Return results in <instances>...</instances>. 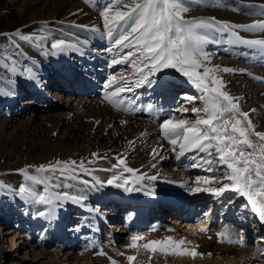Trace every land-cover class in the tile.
Returning <instances> with one entry per match:
<instances>
[{
    "label": "snow or ice",
    "instance_id": "6c2138e0",
    "mask_svg": "<svg viewBox=\"0 0 264 264\" xmlns=\"http://www.w3.org/2000/svg\"><path fill=\"white\" fill-rule=\"evenodd\" d=\"M86 2L93 3V0ZM192 3L198 6L224 7L222 0H108L100 11L103 31L97 27H80L98 33L108 42L109 47L104 51L111 54L110 67L127 65L131 69L130 74L123 71L110 73L103 85V99L114 108L125 112L135 110V107H142L149 113L154 110L162 111V108L155 109L151 103L137 106L135 95L129 99L123 94L133 93L139 88H156L161 96L167 97L171 94L174 79L166 70H174L199 91L200 95L197 97L187 93L175 95L174 106L168 110L166 118L160 124L161 135L172 146L178 160L189 152L202 154L194 155L191 158L193 163L188 166L201 168L212 174L197 177L187 185V191L190 194H209L217 199L225 197L226 192L237 193L247 199L251 211L264 222V132L256 131L250 114L241 109L240 97L230 94L226 90V82L218 75L220 72L234 73L238 70L212 66V55L207 50L208 45L246 47L250 55L264 58V39H247L240 34L264 33V19L244 25L216 17L186 19ZM247 6L258 7L261 10L259 13L250 14L264 17V3ZM9 38L13 44L14 38L29 42L45 39L24 35L19 30ZM87 46L88 39H77L75 42L58 39L51 43L50 48L53 50L52 55H84ZM17 64L15 58L0 56V66L14 75L18 73ZM19 74L32 81L38 80L37 73L31 67ZM12 95V90L0 88V96ZM197 99L201 101V106L189 107ZM188 112L195 114L193 119L185 118L184 114ZM177 113L180 115L177 116ZM159 154L153 149V158ZM93 156L100 158L96 153ZM117 160L118 163L113 167L120 169V172L108 179L107 185L133 192L142 190L146 179L157 180V176L137 175V170L128 167L122 155ZM152 166L155 167L154 164ZM30 167L33 166L19 170L27 183L18 189L9 190L26 202L42 206L35 212L37 217L51 220L56 216L58 208L63 207L66 202L83 206L87 199L85 193L49 190V185L53 188L71 187L56 181L76 180L81 173L90 175L92 170L85 166L84 161L56 160L54 163L35 166L34 174L29 171ZM83 183L92 188L103 187L105 184L98 180L91 185L89 181ZM33 185H42L43 191L37 190ZM3 188L7 186L0 184V189ZM146 194L154 196L155 192L148 189ZM225 199L231 202L230 199ZM200 231L208 232L210 229L203 227ZM217 236L221 242H234L228 229L221 230ZM235 242L242 244L243 240L241 238ZM189 243L172 237L146 240L144 234L137 233L131 236L127 247L138 253H149L150 261L157 255L192 259L201 257L203 254L197 251L198 246L189 247ZM97 254L107 255L103 250ZM119 255L123 256L124 253ZM108 259L110 264H118L117 260L111 257ZM126 261L127 264H138L135 255L126 256Z\"/></svg>",
    "mask_w": 264,
    "mask_h": 264
},
{
    "label": "rangeland",
    "instance_id": "374dc122",
    "mask_svg": "<svg viewBox=\"0 0 264 264\" xmlns=\"http://www.w3.org/2000/svg\"><path fill=\"white\" fill-rule=\"evenodd\" d=\"M10 1L12 0H0V56H10L12 58H15L18 62L17 66L21 63L24 64L26 60H28L27 55L24 51L29 46H32L34 49L44 51V46L48 41L51 40L52 43L55 40L62 39L63 34L69 33L70 27L66 26L67 23H71L69 19L58 21L59 23L57 27L53 28L46 21L41 20V18L40 19L36 18V16H34L33 13L31 12L28 13L26 9L21 5V3L11 5ZM77 1L83 4L85 7H87L86 0H77ZM192 18L195 17H193V14L191 12H188V15H186V19H192ZM196 18H200V17H196ZM28 21L30 22L26 23ZM62 21L64 23H61ZM18 30L21 31L24 35H28L32 37H45V39H43L42 41L36 40L34 41L36 45H33L34 43L32 42L20 40L19 38H14L15 44H13L12 40L9 37L11 36L12 33ZM105 48H107V46L103 47L100 52L101 56L106 58L105 64L103 65L95 64L94 67H92L91 65L90 67H92L94 71L91 72V74L81 71L82 66L80 65L77 66L75 64L74 66L75 75L76 74L80 75L79 77L81 79L83 74L88 76L87 78H85L86 79L85 83L87 82L91 83L93 82L92 80H95V82L92 83L93 86L91 90L85 92V95H82L81 97L72 96L71 94H73L72 93L73 88H71L70 85H69L70 87L69 91L67 93L62 92V89L59 92H57L58 90H52V92L48 90V92H50L49 95L48 96L45 95V98L49 100V102H52L55 99L54 94L59 93V97L61 96V100L59 99L61 107L58 110L57 115L59 114L60 116L61 114L62 115L64 114L65 117H68V119L65 118L63 124L61 125V127L57 128L56 132L53 130L52 124L50 123V125H47V129L45 133H43L41 130L39 131V129L38 132L34 133L33 130L38 128L37 125L43 123L42 119H37L35 122H33L32 125L27 124L26 120H28L32 116L34 111L37 110V108L35 107L37 106L39 107L43 105V103L41 102L39 103L35 99V97L30 95H25L23 97L20 96L19 98H17L18 102L14 108L9 106L7 103L0 104V126L6 125L5 127L2 128L0 127V184L7 186V188L0 189V238L2 239V241L0 242V264H60V263L62 264L63 262H67V261L69 264H84V262L82 261L76 263L73 259L67 260V257L70 256V252H73L72 257L75 258L76 257V255H74L75 253L78 255L85 254L88 251L90 252V250L95 247H98L100 251L103 250V252H105L107 255L106 256L99 255V257H96L95 255H90L89 256L90 259L87 260L85 264H106V263L110 264L108 258L112 257L113 253H116V255L125 251L133 253L134 249L128 248L127 246L129 244L127 245V242L129 240L131 241V236L137 233H141L144 235L149 234L150 236H152V238H150L151 240H162L168 237H172L174 240L177 241L180 239H184L187 242H190L188 244L189 247L193 245H197L198 246L197 251L203 254L201 257H197L196 259H192L190 257H181V256H175V257L161 256V255L155 256V258H161L160 262L180 264L181 261H179V259H183V260L191 259L194 262L193 264L197 262L201 264H231L230 262L232 261L233 255H230V253L223 252L222 250H221L222 252L218 253L216 251L218 245L225 246V244L228 245L230 244L229 246L231 247L235 248L237 246H240L241 249H243L242 247L244 246L242 244L240 245L236 243L235 238L232 239L234 241L232 243H229L227 241L221 242L217 236V233L221 231V229H219L220 222L222 220H225V222L223 221L226 224L225 227L229 226L230 228H232L230 232H232L233 230L237 231L236 233L235 231H233V233L239 236L240 234L239 231L241 230V227L238 225L236 226L238 220L231 219L237 216L238 217L245 216V218L248 219L249 223L247 227L250 230L249 233L251 232V236L249 240L252 244V245H248V247L249 248L257 247L258 243L254 244L256 242L255 239L259 235L264 236V222H261L257 214L251 211V205L248 204V201L245 197H241V199L237 203H235L234 201H236L238 197L234 198L236 194L234 192H227V195L220 199L214 198L209 194H205V199L203 201V204L199 205L195 209L196 210V212L194 211L195 215L198 211L201 212L202 214L197 218L195 217L196 219L193 218V221L188 222L189 223L188 225L189 227H192L194 229L197 228L198 232L200 231L202 226L201 224L203 223L206 224V228L210 229V231L206 232L207 235H205L206 238L203 241L204 245L200 242L197 243L196 240L190 238L188 234L189 227L188 226L185 228L183 227L186 225V223L183 218H179L181 215L175 217L180 219L179 221L180 223H182L181 226L178 224L177 226L173 224V222L175 221L173 220V215L170 212L164 211L168 207L162 204L161 207L163 208L164 211V212L160 211L162 215L156 216L157 214L155 215V213L153 214V212H151V216H150L151 218L145 221L144 226L138 225V221L136 220L131 225L126 224L125 221L127 220V216L130 212L135 214L138 213L137 211L138 209L134 208L132 204L130 205V207L120 210V213L123 216V220H118L119 223L115 221V224H112L111 222L110 225H102L100 229L94 228L93 225L94 222L91 219L92 217L91 213L82 212V211L80 212L78 211V209L71 207V203L69 202L65 203L63 207L58 208L55 216L56 218L53 217V219L55 220L52 224L53 225L52 227L49 226V222L47 221L42 222L41 220H39L38 223L33 222L32 220L33 218L41 219V217H37L35 215V212L37 211V209L41 208L42 206H36L34 204L26 202L25 200L21 199L19 196H16L13 191L9 190V189H18L22 184L27 183V181L22 176L19 170L29 166H33L29 168V171L34 174L33 168L35 166L46 165L50 162L54 163L53 161L56 160L68 161L76 158L75 161L77 162L84 161L86 167L95 166V167H100L102 169H103L102 165H105V167L107 166V169L111 167V169L110 168L108 169L109 170L108 179H110L114 174H119L120 169H116L113 166L118 163L117 157L122 155L123 158H125L126 160L127 166L137 170L138 175L143 174L146 176H157L156 181H149L146 179L144 182H148L147 184H156L155 187H158L160 186L158 182H160L159 180L161 178L163 179L164 182H168V183L170 181H166V179L169 180V178H174L173 181L174 184L176 186H180L178 185L179 183L177 184L176 182H180L177 178L179 177V175L177 174H179L182 167H180V169L177 170L178 166H175L174 164L167 165L162 163L163 161L162 158H164L165 152L160 153L159 156L153 158L152 155L153 149L158 150L157 145L152 147L151 146L144 147L142 150L141 142L142 140H146V137H128L130 135L129 133L130 125H128L126 129L123 128V135L119 137L118 140L116 141V139L113 140L114 137L111 136L102 137V136L104 132L112 135L113 131L116 128H119L120 125L122 124L121 119L116 123H113L111 128H108L105 126L106 118L104 117L102 118L103 115H101L103 111L102 108L99 109L91 108V110L79 109L78 114H80V118H78L76 117L77 116L76 111H78V109L77 110L75 108L67 109L65 107V104L70 97L71 98L77 97L78 99L87 100L88 102H98L99 104L97 105L101 107L102 106L108 107L109 110L111 111V114H114L116 112L118 115L122 116L121 117L122 119L125 118H128L130 120L137 119L155 126L156 128L155 130L157 131L154 135L155 136L154 138L158 140H160V138L161 140L164 139L161 135L160 124L161 121L166 118L165 116L167 115L168 111L163 112L162 117L165 118L154 123L152 122L149 116H144V115L136 116L135 114L130 113L136 110H143V112L146 113L147 110L143 109L142 107H135V110L125 112L114 108L106 100L103 99V95L105 91L103 85L105 84L108 75L110 73L118 72V71L126 72V70L129 69L128 66L118 67V65H115L110 67L109 62H110L111 54L109 55L108 53H106V51H104ZM207 50L211 52L210 49ZM46 51L49 54H51L50 50H46ZM52 56L60 59L63 58L61 57V54L60 55L57 54L55 56L52 55ZM89 58L91 59L92 57L89 56ZM78 62H80V60H78ZM237 62L239 64H242L245 61L243 62L241 60H237ZM259 70H261V73L264 74L263 69H259ZM52 72L53 71H50L49 73ZM242 78H247V77L246 75H244L242 76ZM17 79L18 78L16 74L14 75L11 72H9L7 69L0 66V88H3L6 91L11 90V85ZM62 79H64V76L59 75L57 82L59 81L60 83ZM254 80L257 81V83L258 81H260L259 77H257ZM73 82H75V79L73 80ZM185 82L186 84L179 82L177 86L178 87L185 86L186 89H188L186 90V92L188 91L194 92L196 88L193 85H191V83L188 82L186 78H185ZM59 83L57 85H60ZM26 84L24 86L26 92L25 94L32 93L30 90H28L30 89L28 84L27 85ZM75 85L77 86L78 84L72 83V86ZM261 87H263V85L256 86L254 90L256 91L257 88H261ZM178 91L173 95L175 96L178 95L179 93L185 92V90L182 91L178 90ZM43 92L44 91H42V89L40 88V91L37 92L36 94L38 95L39 93H43ZM87 93L89 95H87ZM148 94L149 93L147 94L145 93V95H143L142 97L139 94L138 95L133 94L136 97L135 105L146 106L147 104L151 103L154 106H159L160 104H157L158 102H155L157 98L160 100L159 102L161 103L166 102V100H164L163 97L160 98L158 95L157 97L155 96L156 98H154V100H152V98L148 97L150 95ZM123 95L125 96L127 95L126 97H128L129 99L132 98V96H129L128 94H123ZM188 95H192V94H188ZM3 97H7V96H3ZM238 97H240V95H238ZM261 99H264V94L252 96L249 99V101L245 103L244 105L245 109L242 111L248 112L250 115L251 113L253 114V112H256V114H258V111L260 112V105L262 104ZM30 100H33L35 104H37V106L24 105ZM75 102H73V105ZM193 106H201V104L192 103L189 107H193ZM30 107H32V110H29ZM42 107H40L39 109H42ZM261 109H263L262 111H264V105H261ZM48 115H49L48 113H39V116H41L42 118L48 117ZM97 115L98 117H100V121L98 124H94V121L97 119L96 118ZM194 115L191 114L189 116H185V115L184 116L185 118L193 119ZM52 120L51 122H55V123L59 122L58 118H53ZM256 131L264 132L263 122L260 123L259 125H256ZM69 133L74 137H71ZM107 137L111 138V140H109ZM164 140H162L161 142L167 145L169 149L170 148L172 149V146L166 140L165 141ZM93 153L98 154L100 158L97 159L96 157H94ZM194 155H198V154L196 153ZM78 157L79 159H77ZM176 159L177 158L175 153V155L171 159V162L174 163ZM89 161L92 162L89 163ZM153 164L155 165V167L152 166ZM204 172H205L204 170L198 171L192 176L193 177L192 180L194 181V179H196L197 177H206L212 175L211 173L208 172L204 173ZM125 175H131V174L125 173ZM176 175L177 177H175ZM83 181H89V184H94L95 178L92 177L91 174L89 175V174L81 173L78 179L76 180L56 181V183H61L63 185H71L70 190L67 191V188L70 187L53 188L51 185H49V190L52 189L54 191H60V192L67 191L72 194H76L82 191L81 189L83 188L85 191L91 190L90 191L91 194H94L92 188L86 186L83 183ZM106 181L101 189L102 192L100 193H102L103 195L110 196L112 194L110 193V187L112 186L107 185ZM176 186L168 187V188L176 191H183L182 188L179 189ZM33 187L39 191H43L42 185H33ZM123 196L129 197L128 195H123ZM182 196H185L187 198L190 197L189 194H184V193L182 194ZM225 198L230 199L231 202L229 203L228 200ZM83 204L85 206L90 205L93 209H96L99 205L98 202L90 199V197H87V199L83 202ZM147 205L145 204V206ZM212 205H213L212 209L215 208V210L214 213L211 214V218L213 216L214 220L212 224H210L212 219L209 220L207 224L205 222L208 219V216H206L205 213H208V209L211 208ZM114 206L115 203L112 204L109 203V205L101 204L99 205L100 213L107 214L106 207H110L112 208L111 210H114L113 209ZM124 210L125 212L123 213ZM76 217L78 219H76ZM240 220H242V218H240L239 221ZM157 223L160 225L157 227H153L154 224ZM36 224L38 226H35ZM112 225H114L113 226L114 228H112ZM108 226L111 227V230L110 227L108 228ZM122 226H124L125 228L122 229ZM174 227L177 228L174 229ZM153 229L155 230L153 231ZM110 232L115 233L117 235L116 236L117 239L115 238V240H113ZM23 235H28V236L22 237ZM72 235L77 236L74 239V241L75 243H78V247L71 249V247L73 246L72 243H70L72 242L73 239ZM11 239L12 240L14 239L13 241L16 243V245L12 244ZM26 239H30V240L27 241ZM147 240H149V238ZM213 241L215 242L214 244L211 243ZM46 243H50V244H46ZM207 243H209L210 245H208ZM105 245H108L110 247L111 252L110 251L108 252L106 250ZM113 248L117 249V251H114ZM48 252L50 254L51 252L52 254L53 252H59L60 253L59 258L51 259L50 257L43 258L40 256L41 253H48ZM146 255L149 256V253H147ZM114 257L112 258L116 260V258ZM99 260L101 261V263ZM256 260H259V263L264 264L262 257L256 258ZM155 261H156L155 259H152L150 262L151 264H153Z\"/></svg>",
    "mask_w": 264,
    "mask_h": 264
},
{
    "label": "bare ground",
    "instance_id": "6f19581e",
    "mask_svg": "<svg viewBox=\"0 0 264 264\" xmlns=\"http://www.w3.org/2000/svg\"><path fill=\"white\" fill-rule=\"evenodd\" d=\"M10 3H11V5L21 3V5L26 9V11L28 13L29 12L33 13L34 16H36V18H38V19L41 18V20L46 21L53 28L57 27V25L59 23L58 21H61L64 19H69L71 21V23L66 24V26L70 27L69 33L63 34V36H62V39H65L68 42H75L77 39H79L81 41L88 39V46L85 49L84 55H80L78 53L61 54V57H63L62 59L55 58L51 54H47V55L44 54L45 52H47L46 50H50L51 52L53 51L50 48L51 40L45 44L44 51L43 50H37V49H34L32 46H29L24 51L27 55L28 60H26V62L24 64L21 63L17 66L18 67V73L16 74V76L18 79L16 81H14V83L11 85V90L14 92V95L7 96V97L0 96V104L7 103L12 108H14L17 105V102H18L17 98H19L20 96L23 97L25 95H30V96L35 97V99L39 103L40 102L43 103L44 106L42 105L43 107L42 106L38 107L37 104H35V102L33 100H30L26 104H24V105H31V106L35 105V106H37V107H35V108H37V110H35L33 114L31 113L32 116L28 120H26L27 124L32 125L33 122H35L37 119H42L43 123L37 125L38 128L33 130L34 133L38 132V129H39V131L41 130L43 133H45V131L47 129V125H50V123L52 124L53 130L56 132L57 128L61 127V125L63 124L65 118L68 119V117H65L64 114L63 115L61 114L60 116H59V114L57 115V112L61 107V105H60L61 96L59 97V93L54 94L55 99L52 102H49V100H47L45 98V95H47V96L49 95L50 92H48V90L51 92H52V90H58L57 92H59L62 89V92L67 93L69 91V88L71 87V88H73V91H72L73 94H71V95L81 97L82 95H85V92L91 90V88L93 86L92 83L95 82V80H92L93 82H91V83H89V82L85 83L86 82L85 78H87L88 76L83 74L82 79L79 77L80 75L76 74L77 75L76 76L74 66H75V64L77 66L80 65V66H82L81 71L91 74V72H94L92 67H94L95 64H101V65L105 64L106 58L102 57L100 52H101L103 47H105V46L109 47L108 42L105 39L101 38V36L98 33H93L89 30H86V28L91 29L92 27H97L103 31V20H102V17L100 16V11L103 8V6L108 3V0H93V3H87L88 8L85 7L83 4L79 3L77 0H12V1H10ZM222 3L224 5V7L198 6L197 4L192 3L190 6L189 12H191L193 14V17H195V18L196 17H216L219 20L228 21V22L233 23V24H242V25L253 23L254 21H256L258 19H264V17H261L259 15L250 14V13H259L261 10L258 7H248L247 6L249 4L259 5L261 3H264V0H243V2H241V0H222ZM186 15H188V13ZM29 22L30 21H28L26 23H29ZM80 26H86V28L80 27ZM240 34L247 39H264V33L241 32ZM32 43H34L33 45H36L35 42H32ZM93 47H96V48H93ZM208 49L211 50L210 53L212 55V61H211L212 66L230 67V68L238 70L234 73L220 72V73H218V75L226 82V90L228 92H230V94H232L233 96H236V97H238V95H240V105L242 104L241 105L242 110L245 109V106H244L245 103H247V101H249V99L252 96L264 94V74L261 73V70H259V69L264 70V58H261L260 56H257V55H250L249 50L246 47H235V48H233L231 46H226V45L222 44L219 46L208 45ZM106 53H108V52H106ZM108 54L110 55V53H108ZM58 55H60V54H58ZM89 56H91L92 58L90 59ZM77 59L80 60V62H78ZM237 60H241V61H243V62L245 61V62L242 64H239L237 62ZM33 62H35V63H33ZM91 65H92V67H90ZM121 66L123 67V66H127V65H118V67H121ZM27 67H31L33 69V71L35 73H37V76H38L37 81L29 80L26 78V76L19 74L20 72H23L24 69H26ZM50 71H53V72L49 73ZM166 71L168 72L169 76L174 79V86H175V87L173 86V88L171 90V94L168 95L167 97L161 96L159 93V90L156 88H152V89L139 88V89H135L133 93H125V94H128L129 96H132V97L134 96L133 94H135V95L139 94L142 97L143 95H145V93L146 94L149 93L150 95L148 94L149 96L148 95H146V96L152 98V100H154V98H156L157 95L160 98L163 97L164 100H166L165 103L159 102L160 100L158 98L155 100V102H158L157 104H160L159 106H155V109L162 108L163 110L162 111L154 110L152 113H149L148 111H146V113H144L143 110H136V111H134V112L132 111L130 113H133L136 116H143V115L149 116L150 119L152 120V122L156 123L157 121L166 117V116L162 117L163 112L168 111L170 109L169 107H172V105H173V99L172 98L174 96L173 94H175L178 90H180V91L185 90V92H183V93L192 94V95H194V97H197L200 95V93L197 89H195L194 92H189V91L186 92V90H188V89H186L185 86L178 87L177 84L179 82L186 84L185 78L179 77L178 74H176L174 70H166ZM126 72L128 74H130L131 70L128 69V70H126ZM59 75L64 76V79H62V81L60 83H59V81L57 82ZM244 75H246L247 78H242V76H244ZM77 77H79V78H77ZM255 77L256 78L259 77L260 81H258V83H257V81L254 80V79H256ZM74 79H75V82H73ZM91 79H93V78H91ZM41 82H43V83H41ZM26 83L30 87V89H28V90H30L32 93L25 94L26 92H25L24 86ZM58 83L60 85H57ZM72 83L78 84V85L72 86ZM69 85H70V87H69ZM255 85L256 86L263 85V87L257 88L255 91L254 90L256 88ZM40 88L44 92L39 93L37 95L36 93L40 91ZM87 95H89V94L87 93ZM261 101H262L261 105H264V99H261ZM73 102H75L74 103L75 107L73 105ZM193 103L194 104L195 103L201 104V101L199 99H197V100H194ZM97 104H99V103L98 102H88L87 100H81V99H78L77 97L76 98L70 97L69 100L66 102L65 107L67 109H70V108H72V109L75 108L76 110L78 109V111H76V114H77L76 117H78V118H80V114H78L79 109H86V110L90 109L91 110V108H97V109L102 108L103 111H102L101 115H103L102 118L103 117L106 118L105 126L108 128H111L113 123H116L117 121H119L121 119L122 124L120 125L119 128H116L113 131L112 135L104 132L103 136H102V137H106V136L114 137L113 140L116 139V141L118 140L119 137H121L123 135V128L126 129L127 126L130 125V127H129L130 135L128 137H146V140H142V142H141L142 150L144 147H149V146L152 147V146L157 145L158 146L157 151L159 153L165 152L164 158H162V160H163L162 163L167 164V165L174 164L175 166H178L177 170H179L180 167H182L179 174H177V175H179V177H177V175L175 176L180 181V182H176L177 184L179 183L178 185H180V186H176L174 184V182H173L174 178H169V180L166 179V181H170L169 183L164 182L163 179L161 178L160 180L158 179L160 181V182H158L160 184V186H158V187H155L156 184H147L148 182L143 181L144 187L140 191L125 192L121 189H117V188L112 186V187H110V193H112L110 196L103 195L102 193H100V192H102L101 191L102 187H99V186H97L95 188L91 187L94 194H91V192H90L91 190L85 191L82 188L81 189L82 191H80V192L85 193L87 195V197H90V199L98 202L99 205H101V204L109 205V203H111V204L115 203V206L113 207L114 210H111L112 208H110V207H106L107 214H104V213H100L99 205L96 209H93L90 205L85 206L83 204V206H81L79 204H73V203L69 202V203H71V207L78 209V211H80V212L82 211V212L91 213V215H92L91 219L94 222V224H93L94 228L100 229L102 225H110L111 222H112V224H115V221L118 222V220H123V216L121 215L120 210L126 209L127 207H130L131 204L134 206V208L138 209L137 210L138 213L135 214V213L130 212L127 216V220L126 221L124 220V221L126 222V224L131 225L136 220V221H138V225L144 226L145 221L147 219L151 218L150 217L151 212H153V214L155 213V215L157 214L156 216H161L162 214L160 211L163 212V208L161 207L162 206L161 203H163L165 205H166V203H169L168 205H166V207H168L170 213L173 215V220H175L173 222V224H175L176 226H177V224L181 226L182 223H180L179 218H183V217H189L190 218L191 215L193 214V212L194 211L196 212L195 209L199 205L203 204V201L205 199V193L190 194L187 191V185H189L193 182L192 176L195 173H197L198 171H203V169H201V168H192V167L188 166L191 163H193L191 158L196 153H193V152L186 153L184 156H181L179 160L176 159V161L173 163V162H171V159L175 155V153L172 151L171 148L169 149L167 145H165L164 143L161 142L164 139L161 140V138H160V140H161L160 141V140L154 138L155 137L154 135L157 131V130H155L156 129L155 126L150 125L147 122L137 120V119L136 120H133V119L130 120L128 118L122 119L121 118L122 116L118 115L116 112L114 114H111V111L109 110L108 107H106V106L101 107ZM261 105H260V112L258 111V114H256V112H253V114L251 113V115H250V118L253 120V123L255 125H259L262 122L264 123V114H263L264 111H262L263 109H261ZM71 106H73V107H71ZM40 107H42V109H39ZM29 110H32V107H30ZM39 113H48L49 115H48V117L42 118L41 116H39ZM96 114H97V112H96ZM177 114H179V113H177ZM191 114L194 115V113H192V112L185 113L184 115L189 116ZM179 115H177V116H179ZM53 118H58L59 122H56V123L51 122V120ZM96 118L97 119L94 121V124H98L100 121V117H98V115L96 116ZM5 126L6 125H1L0 127L2 128ZM70 136L74 137L71 134H70ZM108 139L111 140V138H108ZM198 155H202V154H198ZM77 159H79V157ZM73 160H76V158ZM53 162H55V161H53ZM102 166H103V169L100 167H95V166H88L87 167V168L92 170L91 175H92V177L95 178V181L98 180L101 182L102 181L105 182L109 178V173H108L109 170L108 169L109 168L111 169V167H109L107 169V166L106 167H105V165H102ZM204 173H206V171ZM173 186H176L179 189L182 188L183 191H176V190L168 188V187H173ZM70 189H71V187L67 188V191ZM148 189L153 190L155 192V195L153 196V195L146 194V191ZM183 193L189 194L190 197L187 198L185 196H182ZM123 195H128L129 197H124ZM226 195H227V192L225 193V196ZM237 197H238V199L236 201H234L235 203H237L241 199L242 196H240L239 194L236 193L234 198H237ZM145 204L146 205L148 204V205L145 206ZM232 204H233V202H232ZM36 206H40V205H36ZM212 208H213V205L211 206V208L208 209V213L206 215V216H208V219L206 220V222L204 221L205 223H207L211 219H212L211 222H213V220H214L213 216L211 218V214L214 213L215 208L214 209H212ZM124 212H125V210L123 211V213ZM178 215H181L183 217L180 216L179 218H175ZM76 219H78V218L76 217ZM231 219H234V217ZM32 220L35 223L36 222L38 223L39 220H41L42 222L47 221V222H49V226L52 227L53 226L52 224H53L55 219L52 218L51 220H46L44 218H41V219L33 218ZM223 221L225 222V220L221 221V223L219 224V229H222L226 225ZM246 223H247V220L243 217L242 220H240V224H243V227H241V230L239 231L240 232V234H239L240 237L238 236L239 239H241V238L246 239L247 234H249L250 230L245 225ZM159 225L160 224L157 223V224H154L153 227H157ZM201 225H202L201 228L206 227V224H204V223ZM35 226H38V225L36 224ZM113 226L114 225H112V228H114ZM187 226L189 227L188 224H186L183 227L185 228ZM109 227L110 226H108V228ZM226 227H229V226H226ZM123 228H125V227L122 226V229ZM176 228L177 227H174V229H176ZM224 229H226V228L224 227ZM230 229H232V228H230ZM110 230H111V227H110ZM71 231H73V230H71ZM110 233H111V237L113 238V240H115V238L117 239V237H116L117 235L115 233H113V232H110ZM188 234H189L191 239H194L197 241V243L200 242L202 244L206 238L205 235H207L206 232H201V231L198 232L197 228L194 229L192 227H189ZM215 234H216V232H215ZM231 234H232V239H234V237L237 236L233 232ZM74 235H72L73 239H72V242H70L73 245L71 247V249L78 247V243H75V241H74V239L77 236H74ZM26 236H28V235H23L22 237H26ZM145 237H146V240L148 238H149V240H151L150 238H152V236H150L149 234H146ZM215 238H213V239H215ZM13 240H12V244L16 245V243ZM26 240L28 241L30 239H26ZM1 241H2V239L0 238V242ZM130 242L131 241L129 240L127 242V245L130 244ZM141 243H143V242H141ZM211 243L214 244L215 242L213 241ZM257 243L258 244L264 243V236L259 235ZM46 244H50V243H46ZM207 244L210 245L209 243H207ZM258 244H257V247H252V248H249L248 245H245L244 247H242L243 249H241L240 246H237L235 248L231 247V246H229L230 244L229 245L225 244V246L218 245V247L216 248V251L218 253L223 251L226 253H230V255H233L232 261L230 262L231 264H262V263H259V260H256L257 250L259 247ZM125 247H123V248H125ZM105 248L108 252L109 251L111 252L110 247L108 245H105ZM113 250L117 251V249H115V248H113ZM99 251H100V249L98 247H95V248H92L90 250V252L88 251L85 254H81V255L79 254L78 255L75 253L74 254V255H76L75 258L72 257L73 252H70V256L67 257V260L73 259L76 263H79L82 261L85 264V262L90 259V257H89L90 255H95L96 257H99V255L97 254ZM123 253H124L123 256H121L119 254L116 255V253H113V254L111 253L112 257L115 256L114 258H116V260L118 261V264H122V263L127 264L126 256H128V255L137 256L138 264H151V262L149 260L150 254L148 256V255H146L147 254L146 252L138 253L136 250H134L133 253L127 252V251H125ZM59 255H60L59 252H53V254H52V252H51V254L48 252V253H41L40 256L43 258H49L50 257L51 259H53V258H59ZM261 255L262 254H260V256ZM153 259L156 260L153 264H174V263L160 262L161 258H155L154 257ZM101 261H100V263H101ZM179 261H181L180 264H193L194 263L193 260H191V259L190 260L179 259ZM62 264H69V263L67 261V262H63ZM195 264H201V263L197 262Z\"/></svg>",
    "mask_w": 264,
    "mask_h": 264
}]
</instances>
